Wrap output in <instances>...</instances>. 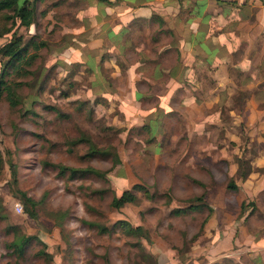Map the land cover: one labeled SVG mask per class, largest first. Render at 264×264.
I'll use <instances>...</instances> for the list:
<instances>
[{
  "label": "rangeland",
  "instance_id": "1",
  "mask_svg": "<svg viewBox=\"0 0 264 264\" xmlns=\"http://www.w3.org/2000/svg\"><path fill=\"white\" fill-rule=\"evenodd\" d=\"M36 3L28 28L0 12V47L13 35L39 45L10 64L14 102L0 96V264H264V28L207 40L197 70L180 66L176 48L156 61L160 74L145 60L135 78L129 64L140 52L119 56L95 39L106 0ZM170 78L171 90L160 91ZM91 144L108 154L87 156ZM134 184L154 197L137 192L112 207ZM16 190L36 201L35 218ZM200 195L210 213L173 212ZM119 220L142 234L114 226ZM17 236L32 237L22 254L11 245Z\"/></svg>",
  "mask_w": 264,
  "mask_h": 264
},
{
  "label": "crops",
  "instance_id": "2",
  "mask_svg": "<svg viewBox=\"0 0 264 264\" xmlns=\"http://www.w3.org/2000/svg\"><path fill=\"white\" fill-rule=\"evenodd\" d=\"M108 1L110 4H104L101 7L103 12L100 13L101 10L96 9L97 14L94 15L96 21L93 27L95 30L101 27L104 32L102 34L97 32L95 39H97V43H108L113 52H119V56L122 53L125 55L128 51L140 52L141 54L136 56V60L129 64L130 69L134 70L132 73H134L135 78L148 69L147 63L149 62L144 63L143 66L145 60L154 63L152 70L155 75L156 73L160 74L156 69L158 63L156 61L159 58L164 59L171 53H176V48L181 53L180 66L182 68L190 67V72L193 69L197 70L198 66L192 68L194 61L209 58L207 53L210 49L207 48V40L210 39L209 43L216 40L217 45H219L224 40L225 35L231 33L232 29L238 27L241 29L246 26L264 28V0ZM109 22L111 24L114 22V25H109ZM133 33L144 36V40L137 42V44L133 43L131 40ZM176 34H179L180 38L183 35L186 37L177 43V40L174 39ZM261 36H264V32L261 33ZM236 37L239 40V35ZM203 42L204 45H200ZM140 43L144 45L141 48L138 47ZM117 47L119 50H116ZM149 47L154 50L148 51L147 48ZM200 51H203L202 54L199 53ZM127 57V55L124 56L125 59ZM220 59L222 61L217 66V75L221 72L223 74L226 66L223 62L224 55H220ZM175 68L174 65V71ZM218 79V84H221V78ZM172 81L170 78L159 90L170 91ZM137 91L140 92V89ZM193 105L197 106L198 104L193 103Z\"/></svg>",
  "mask_w": 264,
  "mask_h": 264
},
{
  "label": "trees",
  "instance_id": "3",
  "mask_svg": "<svg viewBox=\"0 0 264 264\" xmlns=\"http://www.w3.org/2000/svg\"><path fill=\"white\" fill-rule=\"evenodd\" d=\"M37 1L38 0H0V12L2 11L12 12L13 15L11 16V18L14 19V22H16V24L22 27L28 28L34 23ZM115 1H119V0H115ZM106 3L110 4V1L106 0ZM30 47L38 48L39 45L38 43L32 41L31 39L25 40L22 35H13L9 41L4 43L0 47V56L7 59L5 63L0 62V96L3 93H5L9 97L11 102H14V93L12 87L10 86L8 80L6 79L10 72L9 68L11 65L12 67H14L15 63H19L28 60V58H31L28 55V51ZM186 102H189V100ZM95 154L104 155V154H108V152L104 150H98L95 148L94 144H91V148L86 155L95 156ZM115 159L117 162H121L119 156L116 155ZM59 168H60V173H65L69 171L71 176H78V175L83 176L86 174H95L98 176H102V172L94 168H88L83 170L76 169L73 167H67V166H60ZM227 187L229 189H237V185L232 181H230L227 184ZM137 192H144V194H146L150 198L154 197V194H150L145 189L144 186L140 184H134L130 189L123 190L119 196H114L111 201V206L116 209H120L125 204L134 202L136 200ZM16 195H18L17 197L22 201L25 207V211L31 217L35 218L36 214L34 208L37 204L36 201L31 197H29L27 193L21 190H16ZM203 209H207L209 213L212 211V207L204 199V196L200 195L195 197L187 207L176 209L173 212L177 214H182L184 212H187L188 210H203ZM116 225H119L120 228H122L124 231H126L129 234L137 235V234H142L143 232L141 226L133 227L130 223L123 220L117 221L114 224V226ZM98 226H99V230H101L102 232L106 230L108 231V229L105 226L104 227L100 225ZM31 239L32 237L17 236L11 245L14 246L22 254L23 247Z\"/></svg>",
  "mask_w": 264,
  "mask_h": 264
},
{
  "label": "built area",
  "instance_id": "4",
  "mask_svg": "<svg viewBox=\"0 0 264 264\" xmlns=\"http://www.w3.org/2000/svg\"><path fill=\"white\" fill-rule=\"evenodd\" d=\"M15 207L17 208V210L20 212V211H22V206L19 204V203H17L16 205H15Z\"/></svg>",
  "mask_w": 264,
  "mask_h": 264
}]
</instances>
